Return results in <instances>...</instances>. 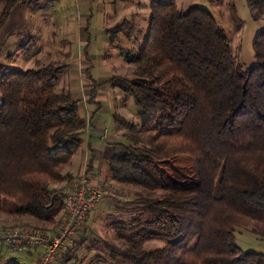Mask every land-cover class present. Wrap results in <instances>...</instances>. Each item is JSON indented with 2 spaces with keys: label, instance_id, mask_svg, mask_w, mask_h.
<instances>
[{
  "label": "trees",
  "instance_id": "obj_1",
  "mask_svg": "<svg viewBox=\"0 0 264 264\" xmlns=\"http://www.w3.org/2000/svg\"><path fill=\"white\" fill-rule=\"evenodd\" d=\"M22 1L39 3L0 0V31ZM247 5L254 18H264V0ZM253 51L255 62L245 67L206 8L151 0L143 46L125 56L134 77L109 80L143 119L112 116L122 142L112 145L107 167L112 182L148 194L141 198L142 232L162 237L165 246L145 249L135 241L139 234L127 232L123 248L104 244L114 260L264 264V254L234 243L238 227L264 239V29ZM64 67L50 61L0 73V208L52 226L64 220L61 184L73 178L69 168L88 126L71 92L55 90Z\"/></svg>",
  "mask_w": 264,
  "mask_h": 264
},
{
  "label": "rangeland",
  "instance_id": "obj_2",
  "mask_svg": "<svg viewBox=\"0 0 264 264\" xmlns=\"http://www.w3.org/2000/svg\"><path fill=\"white\" fill-rule=\"evenodd\" d=\"M30 2L32 5H27L28 2L22 1L14 7L16 12L21 14L22 23H15L6 31L10 22L12 23L10 21L9 25L5 27V23V29L0 31L5 34L0 36V73L5 69L26 71L34 69L38 64H47L50 61L59 62V65L65 67L56 85L57 92L67 90V83L71 81V76L77 78L79 84L81 80L91 77L96 81H91L92 90L89 92L87 102H94L97 95L96 89L100 85L103 86L105 82H108L107 85L112 87V84H109L111 77L122 76L128 79L134 77V65L130 64L128 59H131L142 48L145 41L151 0H39L37 4ZM175 2L182 10L198 5L210 11L225 29L232 49L238 54L240 62L245 67L255 62L253 41L257 32L264 29V18L257 19L252 16L247 0L214 2L211 0H175ZM1 7L0 3V9ZM123 20H127L131 25L128 24V27L127 24L122 25L121 28L123 30L125 28L123 32L113 31V27ZM1 38H4L3 41ZM27 41L30 45L24 48L23 45ZM74 53L80 59L78 65L81 68L87 67L85 71H79V66L71 67L73 65L71 60L75 59ZM127 54H130L128 59L125 57ZM70 55H72L71 62L66 65ZM98 80L103 83L97 84ZM105 95L113 105L114 114L121 115L134 124L141 122L143 116L140 110L135 106L133 99L121 89L114 87L113 90L105 92ZM106 130L103 140L101 139L104 135L103 129L95 133L103 142L107 141L108 130ZM84 134L85 139L90 133L85 130ZM119 134L121 135V131ZM108 161L109 159L101 163L100 170L96 174L99 181L96 182L102 183L106 189L111 190V195H106L100 200L113 201L105 207L106 211H109V217L106 215L94 217V251L92 248V250L81 251L78 254L80 259L75 254L76 261L73 264H127L121 259L114 260L104 244L123 248L126 244L125 238L132 233L133 235L139 234L135 237L137 238L135 241H138L145 249L165 246L162 237L149 234L144 236L142 232V229H146L147 214L141 206V198L148 194L138 187L120 186L112 182L107 167ZM69 181L61 184L62 187L70 188L72 183L71 180ZM98 205L92 211H95ZM90 214L83 224L87 222ZM61 225L38 224L31 218L13 216L0 208V264L14 262L27 264L28 260L25 250L14 252L1 240L5 231L29 229L40 233H53ZM119 226L127 227L126 231L121 232ZM73 243L74 239L70 247ZM234 243L242 252L264 254V239L256 237L244 228L235 229ZM40 260L39 255L34 264H40ZM61 262L59 257L58 264H62ZM28 264H31L30 261Z\"/></svg>",
  "mask_w": 264,
  "mask_h": 264
},
{
  "label": "crops",
  "instance_id": "obj_3",
  "mask_svg": "<svg viewBox=\"0 0 264 264\" xmlns=\"http://www.w3.org/2000/svg\"><path fill=\"white\" fill-rule=\"evenodd\" d=\"M20 16L21 14L19 12H16L14 8L5 22V27H7L9 25V22L12 21V23L10 22V25L7 27L6 31L13 27L15 23H22ZM3 29H5L4 25L1 31ZM1 35L5 34H2V32H0V36ZM73 55L75 59L71 60L72 55H70L69 62L66 65H69V63L72 61L71 64L73 65H71V67H77L79 66L78 64H80V59L76 57L75 53ZM84 67H86V65ZM86 68H81L79 66L78 70L85 71ZM77 77H79V75H77ZM70 79L71 81L67 83V89L71 92L72 99L79 102L80 114L86 119L88 125L86 130L88 131V133H90L89 135L87 134L88 137L86 136L87 138L85 137V139L83 140V144L81 145L78 153L75 155L70 165L69 172L73 176L71 183H74L78 179V176H80L83 171H86L89 183L93 184L96 183V181H99V178H97L96 174L100 170L99 168L101 166V163H103L105 160L110 159L114 155V149L111 146L122 142L120 134L117 131L112 120V116L114 115L113 105L110 101L107 100L105 95V92H107L108 90H113L114 87L107 85L108 82H105V85L102 86L100 85V83L103 82L98 80L97 84H99L100 87L96 89V99L94 100V102H87L89 100V92L92 90L91 81L93 80V78L91 77L90 79H83L80 81V84L78 83L77 78L71 76ZM107 80L108 79H106L105 81ZM74 81H76L77 83H75ZM102 129L104 131L106 129L108 130L106 142L101 141L95 134ZM111 202L113 201L104 199L99 202L98 208L95 211H91L89 219L85 224H83L81 229L76 234L72 247L61 253L60 259L62 261V264H73V262L76 261L75 254L78 256V254L83 250L93 249L94 251V217H97L98 215H103V217L106 215V217H109V211H106L105 207H107L109 203L111 204ZM24 250L26 251L28 258V260L26 261L27 264L28 261H30L31 264H34L37 260V257L39 255L41 256V249H23L21 251Z\"/></svg>",
  "mask_w": 264,
  "mask_h": 264
},
{
  "label": "built area",
  "instance_id": "obj_4",
  "mask_svg": "<svg viewBox=\"0 0 264 264\" xmlns=\"http://www.w3.org/2000/svg\"><path fill=\"white\" fill-rule=\"evenodd\" d=\"M101 136L103 140L106 133ZM86 167V166H85ZM65 217L59 229L53 233H40L29 229H9L2 239L14 252L41 249L40 264H58L63 250L70 248L74 236L100 200L111 195V190L99 182L90 184L86 171L63 192Z\"/></svg>",
  "mask_w": 264,
  "mask_h": 264
}]
</instances>
